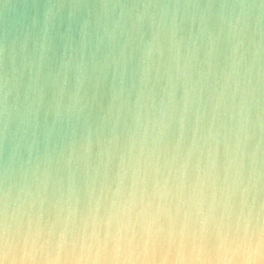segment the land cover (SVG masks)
I'll return each mask as SVG.
<instances>
[{"label":"clouds","instance_id":"9594fccd","mask_svg":"<svg viewBox=\"0 0 264 264\" xmlns=\"http://www.w3.org/2000/svg\"><path fill=\"white\" fill-rule=\"evenodd\" d=\"M0 264H264V0H0Z\"/></svg>","mask_w":264,"mask_h":264}]
</instances>
